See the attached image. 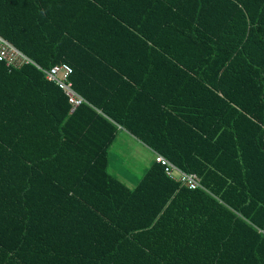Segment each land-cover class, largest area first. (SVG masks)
<instances>
[{"label":"trees","instance_id":"16d2710c","mask_svg":"<svg viewBox=\"0 0 264 264\" xmlns=\"http://www.w3.org/2000/svg\"><path fill=\"white\" fill-rule=\"evenodd\" d=\"M0 264H264V0H0ZM124 130L152 162L109 171Z\"/></svg>","mask_w":264,"mask_h":264},{"label":"built area","instance_id":"2783aa9c","mask_svg":"<svg viewBox=\"0 0 264 264\" xmlns=\"http://www.w3.org/2000/svg\"><path fill=\"white\" fill-rule=\"evenodd\" d=\"M0 61H4L8 67H19L24 63H32L23 53L13 47L0 37ZM40 70L48 81L56 84L66 95L69 104L74 110L82 103H86L84 98L80 96L72 87V83L69 80L72 73L71 67L66 64L54 65L50 69H42L40 66L35 65ZM153 161L160 164L164 168L165 174L174 179L177 182L185 185L189 189L202 188L200 185V179L197 175L192 173H186L177 168L168 159L160 154L154 153Z\"/></svg>","mask_w":264,"mask_h":264},{"label":"rangeland","instance_id":"374dc122","mask_svg":"<svg viewBox=\"0 0 264 264\" xmlns=\"http://www.w3.org/2000/svg\"><path fill=\"white\" fill-rule=\"evenodd\" d=\"M151 159L147 147L130 133L120 130L109 149V171L131 188L140 180Z\"/></svg>","mask_w":264,"mask_h":264},{"label":"crops","instance_id":"0c3cea01","mask_svg":"<svg viewBox=\"0 0 264 264\" xmlns=\"http://www.w3.org/2000/svg\"><path fill=\"white\" fill-rule=\"evenodd\" d=\"M143 144V143H142ZM143 146H145L144 144H143ZM146 147V146H145ZM148 148V147H147ZM149 149V148H148ZM150 150V149H149ZM150 152H151V155H152V159H151V161H150V163H149V165L153 162V156H154V152L152 151V150H150ZM148 165V166H149ZM147 166V167H148Z\"/></svg>","mask_w":264,"mask_h":264}]
</instances>
